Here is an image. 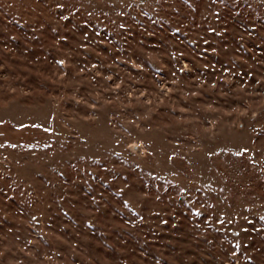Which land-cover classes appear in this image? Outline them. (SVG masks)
I'll use <instances>...</instances> for the list:
<instances>
[{
    "label": "rangeland",
    "instance_id": "obj_1",
    "mask_svg": "<svg viewBox=\"0 0 264 264\" xmlns=\"http://www.w3.org/2000/svg\"><path fill=\"white\" fill-rule=\"evenodd\" d=\"M0 264H264V0H0Z\"/></svg>",
    "mask_w": 264,
    "mask_h": 264
}]
</instances>
